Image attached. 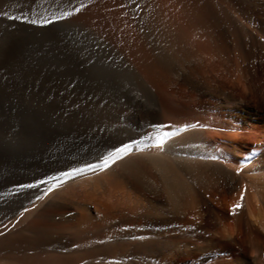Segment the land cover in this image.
Here are the masks:
<instances>
[{
  "label": "bare ground",
  "instance_id": "6f19581e",
  "mask_svg": "<svg viewBox=\"0 0 264 264\" xmlns=\"http://www.w3.org/2000/svg\"><path fill=\"white\" fill-rule=\"evenodd\" d=\"M156 4L164 18L148 40L169 100L142 116L148 133L120 134L114 145L130 150L108 168L55 183L24 214L39 211L56 232L43 239V220H32L0 234V264H264V0ZM109 186L120 201H106Z\"/></svg>",
  "mask_w": 264,
  "mask_h": 264
},
{
  "label": "rangeland",
  "instance_id": "374dc122",
  "mask_svg": "<svg viewBox=\"0 0 264 264\" xmlns=\"http://www.w3.org/2000/svg\"><path fill=\"white\" fill-rule=\"evenodd\" d=\"M161 18L156 0H0L1 236L34 220H43L42 238L56 232L58 222L37 218L39 211L24 217L30 206L58 191L56 184L85 176L120 147L113 143L120 134L149 132L142 116L169 100L170 77L153 63L148 40ZM164 35L167 51L181 59L179 45ZM120 197L116 186L104 194L110 203Z\"/></svg>",
  "mask_w": 264,
  "mask_h": 264
},
{
  "label": "snow or ice",
  "instance_id": "6c2138e0",
  "mask_svg": "<svg viewBox=\"0 0 264 264\" xmlns=\"http://www.w3.org/2000/svg\"><path fill=\"white\" fill-rule=\"evenodd\" d=\"M76 11H79V9H76ZM71 13H64L63 15L64 16H67V15H70ZM9 18H12V19H20L19 17H9ZM57 19H61L63 17H56ZM31 23L35 24L37 23L36 20H31L30 21ZM52 21L50 20H44L43 23L45 24H48V23H51ZM192 127H195V125H192ZM167 135V134H165ZM158 143L162 144L163 143V138L158 141ZM127 150H130L129 149V146L128 145H125L121 148H117L115 149L114 152L112 153H109L108 157L105 158L99 165H89L88 167L89 168H101V169H104V168H108L110 166L111 163H114L116 159H119L120 156ZM76 172H79V171H83V169H77V170H74ZM243 197H244V193L242 192L241 193V197H240V200L242 201L243 200ZM242 207V204L238 201L236 204L232 205V211L235 212L236 210L240 209Z\"/></svg>",
  "mask_w": 264,
  "mask_h": 264
}]
</instances>
